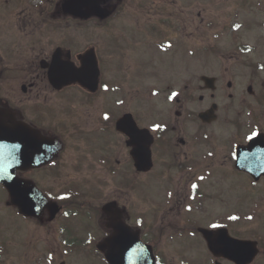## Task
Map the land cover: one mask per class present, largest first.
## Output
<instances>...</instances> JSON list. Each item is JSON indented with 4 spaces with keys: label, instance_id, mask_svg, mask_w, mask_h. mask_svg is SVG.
I'll list each match as a JSON object with an SVG mask.
<instances>
[{
    "label": "flooded vegetation",
    "instance_id": "1",
    "mask_svg": "<svg viewBox=\"0 0 264 264\" xmlns=\"http://www.w3.org/2000/svg\"><path fill=\"white\" fill-rule=\"evenodd\" d=\"M66 1L34 2L50 8L31 12L33 1L4 0L11 11L0 12V108L62 145L44 167L17 172L40 189L35 179L44 170L49 181L40 190L57 212L44 208L25 217L13 208L12 254L0 255V264H45L57 238L79 243L77 223L88 212V231L105 225L101 210L110 203L152 246L157 264H234L227 255L242 239L255 244L256 260L264 264V12L256 4L236 12L252 26L240 28L235 64L215 76L211 93L196 80L192 53L225 34L228 2L246 0H215L198 12L195 0H106L100 6L108 18L85 22L61 12ZM89 51L102 74L93 93L68 85L59 64L79 67L78 57ZM220 98L222 123L201 124L198 114ZM99 99L109 104L105 114L98 113ZM245 112L250 122H235ZM126 114L152 135L150 172L134 168L132 133L116 131ZM82 179L98 182L101 192L83 209H69L59 197ZM148 179L157 187L147 188ZM213 231H222L215 246Z\"/></svg>",
    "mask_w": 264,
    "mask_h": 264
},
{
    "label": "rangeland",
    "instance_id": "2",
    "mask_svg": "<svg viewBox=\"0 0 264 264\" xmlns=\"http://www.w3.org/2000/svg\"><path fill=\"white\" fill-rule=\"evenodd\" d=\"M30 1H32V0H30ZM195 2H196V4H199L201 6L198 9L196 8V11H200L202 9V7H203L202 4L198 0H195ZM3 3H4V0H2V2L0 0V6H1L0 12H10L11 11L10 7L8 5L3 4ZM33 3L34 2L30 3V11L31 12H36V11H39V10H46L47 8H50L48 5H41L39 7L37 4H35L36 6H33ZM20 10H21V7L18 8V11H20ZM210 53H215V52L212 51ZM218 62H219V60H214V59H209L207 61V63H209L210 65H217ZM99 102L101 103V99H100ZM106 108H107V106H103V109H106ZM39 179L42 182V185H46L47 184L46 182L48 181V179L45 176H40ZM147 186L153 187L155 185H151V186L150 185H147ZM0 221H1L2 225H3L2 227L0 225V244H1V242H2V236L6 237L7 239H11V230L12 229H10V230L5 229L4 217H2L0 219ZM9 243L10 242H8V245H9V248L11 249V246H10ZM11 254H12V249H11L10 255Z\"/></svg>",
    "mask_w": 264,
    "mask_h": 264
},
{
    "label": "snow or ice",
    "instance_id": "3",
    "mask_svg": "<svg viewBox=\"0 0 264 264\" xmlns=\"http://www.w3.org/2000/svg\"><path fill=\"white\" fill-rule=\"evenodd\" d=\"M154 94H155V93H154ZM176 95H177V93H175V92L172 93V96H173V97H175ZM104 119L107 120V119H109V117H108L107 115H105ZM255 135H256V133H253V136H255ZM251 138H252V137H249V139H251ZM200 179H203V177H200ZM192 188L195 189V188H196V185L193 184V185H192ZM229 219H233V220H235L236 217H229ZM248 219H252V217H248ZM211 227H212L213 229H215V228L218 227V225H217V224H212Z\"/></svg>",
    "mask_w": 264,
    "mask_h": 264
},
{
    "label": "water",
    "instance_id": "4",
    "mask_svg": "<svg viewBox=\"0 0 264 264\" xmlns=\"http://www.w3.org/2000/svg\"><path fill=\"white\" fill-rule=\"evenodd\" d=\"M107 261L110 263V264H123L121 260L119 259H115L113 257H110V256H107Z\"/></svg>",
    "mask_w": 264,
    "mask_h": 264
}]
</instances>
